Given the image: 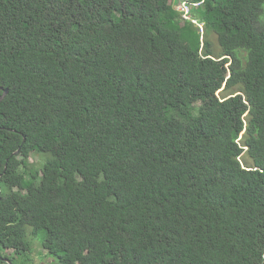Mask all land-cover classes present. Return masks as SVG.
I'll return each instance as SVG.
<instances>
[{
	"label": "trees",
	"instance_id": "16d2710c",
	"mask_svg": "<svg viewBox=\"0 0 264 264\" xmlns=\"http://www.w3.org/2000/svg\"><path fill=\"white\" fill-rule=\"evenodd\" d=\"M176 1L0 0L2 258L264 264V0Z\"/></svg>",
	"mask_w": 264,
	"mask_h": 264
},
{
	"label": "rangeland",
	"instance_id": "374dc122",
	"mask_svg": "<svg viewBox=\"0 0 264 264\" xmlns=\"http://www.w3.org/2000/svg\"><path fill=\"white\" fill-rule=\"evenodd\" d=\"M183 1L184 0H177V3H176V7L177 9H185L186 8L183 6ZM209 38H210V42H211V49L213 51V53L215 55H218L220 52H221V49H219L220 47L218 46V42H217V38L214 34H210L209 35ZM219 95L221 96L222 93H219ZM43 157L42 156H39V155H32L29 159V162L30 163H34V165H37V167H41L42 165V162H43ZM241 161L243 164L245 165H248V166H251V160L248 158V156L244 153L242 154L241 156ZM44 235L45 233L43 231L40 232V234L37 236V243L39 244V242L41 243L43 238H44ZM34 244V252H33V255L31 256L33 258V264H57V261L53 258H50L48 257L47 259L45 258H42V260L39 259V255H38V252H42L43 255L46 254V251H44L42 248V245L41 244Z\"/></svg>",
	"mask_w": 264,
	"mask_h": 264
},
{
	"label": "clouds",
	"instance_id": "9594fccd",
	"mask_svg": "<svg viewBox=\"0 0 264 264\" xmlns=\"http://www.w3.org/2000/svg\"><path fill=\"white\" fill-rule=\"evenodd\" d=\"M176 3H177V1H176ZM176 3L174 4V9L177 11V12H179L180 14H181V18H182V20H184V22H186V21H191L194 25H196L197 26V28L199 29V31H200V33L203 35V33H204V28H203V25L201 24V25H199L195 20H193V18H192V16H191V8L193 7V8H197L198 6H200L203 2H201L200 4L198 3V4H191V3H189V2H187V1H183V4L184 3H186V5L189 7V14H188V16L187 15H185L187 18H185L184 17V14L179 10V9H177V7H176ZM3 90V89H2ZM4 91V90H3ZM8 95V94H7ZM237 95H239V94H237ZM2 96V95H1ZM0 96V97H1ZM4 100V99H3ZM2 100V101H3ZM243 135H244V133H242L241 135H240V139L239 140H241L242 139V137H243ZM244 149V153L246 154L247 153V150H248V148H243ZM243 153V154H244ZM247 155V154H246ZM242 156V155H241ZM249 158V157H248ZM240 162H241V164H242V167H246V166H248V165H245V164H243L242 163V161H241V157H240ZM252 163V162H251Z\"/></svg>",
	"mask_w": 264,
	"mask_h": 264
},
{
	"label": "water",
	"instance_id": "95a60500",
	"mask_svg": "<svg viewBox=\"0 0 264 264\" xmlns=\"http://www.w3.org/2000/svg\"><path fill=\"white\" fill-rule=\"evenodd\" d=\"M0 90L3 91L2 89H0ZM8 92H9L8 89H6V90L3 91V94H2V96L0 97V103H1L2 100L7 96ZM16 154H17V153H16ZM0 257L2 258L1 254H0ZM2 259H3L7 264H12L11 261H9L8 259H4V258H2Z\"/></svg>",
	"mask_w": 264,
	"mask_h": 264
},
{
	"label": "built area",
	"instance_id": "2783aa9c",
	"mask_svg": "<svg viewBox=\"0 0 264 264\" xmlns=\"http://www.w3.org/2000/svg\"><path fill=\"white\" fill-rule=\"evenodd\" d=\"M183 6L186 8V10L185 9H179V10L184 14V17L187 18L185 15L188 16V14H189V7L186 5V3H184Z\"/></svg>",
	"mask_w": 264,
	"mask_h": 264
}]
</instances>
